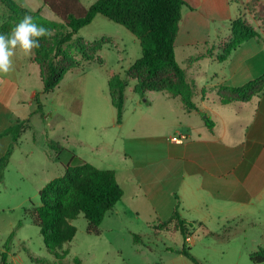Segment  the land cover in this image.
Here are the masks:
<instances>
[{"label": "rangeland", "instance_id": "1", "mask_svg": "<svg viewBox=\"0 0 264 264\" xmlns=\"http://www.w3.org/2000/svg\"><path fill=\"white\" fill-rule=\"evenodd\" d=\"M96 1L80 0L85 8ZM18 2L30 11L43 6V0ZM233 6L239 15L249 20L248 23L263 29L261 45L264 56V3L255 0L248 5L234 3ZM43 15L58 23L59 27L53 34L63 29L62 21L49 9L44 8ZM9 17L10 12L0 3V33H8L15 26ZM56 37L57 34L52 35L42 43L52 46ZM80 39L86 43L109 39L111 43L102 46L94 61L85 62L77 52L76 45ZM65 49L80 59L82 66L69 72L61 85L50 93H43L39 76L30 78L28 88L38 89L43 110L31 119L32 128L22 134L21 145L5 169L4 180H0V253L4 251L9 236L15 233L7 264L56 261L47 252L41 231L28 213L34 206L41 205L40 191L50 181L62 177L66 166H76L81 161L98 169L115 171L125 194L106 214L99 227L100 236L88 234V221L84 215L72 222L77 234L61 250L62 254L69 253L65 261L67 264H76V258L81 264H192L177 253L183 245L190 248L202 264H254L250 254L255 251L254 245L258 236L264 233L263 228L246 220L226 224L214 222L205 225L214 234L211 235L200 228L199 223L185 216L183 222L195 225L190 240L185 242L178 228L170 227L167 232L155 233L153 227L158 226L159 220L165 219L168 214L160 215V219L143 201L140 204L139 201L138 204L133 202L134 175L128 168L133 159L130 156L126 159L125 150L127 147L133 155V146L137 141H126L161 132L160 125H176L178 117L161 114L156 109L155 104L159 105L157 98H163L161 93L151 92L142 96L134 92L136 81L131 77L136 74L130 71V67L142 56L139 40L122 25L98 15ZM61 60L63 66L70 64V61ZM29 68L39 70L34 64ZM258 72L254 69V73ZM117 74L128 81L124 127L117 123V109L112 104L109 91V80ZM148 96L152 99L153 108L145 102ZM40 114L46 117L42 119ZM175 135L177 133L171 137ZM50 141L64 149H50ZM135 234L144 241L135 243Z\"/></svg>", "mask_w": 264, "mask_h": 264}, {"label": "crops", "instance_id": "2", "mask_svg": "<svg viewBox=\"0 0 264 264\" xmlns=\"http://www.w3.org/2000/svg\"><path fill=\"white\" fill-rule=\"evenodd\" d=\"M184 1L187 6L182 9L175 53L188 81L196 86L198 110L188 111L180 98L167 92H145L161 93L163 98H157L156 109L178 117L176 125H160L161 132L126 141H137L133 155L127 147L125 150L126 159H133L128 167L135 182L131 198L134 203L143 201L158 216L168 214L163 221L172 216L179 203L181 219L188 216L209 234L205 225L214 222L246 220L264 229V90L247 102L227 105L220 102L218 92L220 86H242L264 74L263 29L256 24L253 26L260 32V40L247 41L224 62L218 60L232 39V22L241 16L233 4L248 5L255 0ZM44 8L43 2L32 12ZM31 57L18 55L14 71L0 76V159L14 139L5 132L25 122L8 164L21 145L22 134L32 128L31 119L39 113L38 89L28 87L32 76L41 79V71L39 67L27 69L33 65ZM254 69L259 72L254 73ZM151 101L150 96L145 100L150 105ZM206 117L214 122L213 130L208 128ZM124 125L122 120L119 126ZM178 132L188 134L185 143L171 142V136ZM255 244V251L264 248V233Z\"/></svg>", "mask_w": 264, "mask_h": 264}, {"label": "trees", "instance_id": "3", "mask_svg": "<svg viewBox=\"0 0 264 264\" xmlns=\"http://www.w3.org/2000/svg\"><path fill=\"white\" fill-rule=\"evenodd\" d=\"M44 7L55 14L63 23V29L53 34L55 43L34 50L31 62L41 71L43 93L53 92L62 82L64 76L71 70L82 66V61H94L102 46L110 44L109 39H102L93 43L78 40L77 52L82 61L72 56L65 49L73 42L78 33L89 26L98 15H102L116 24L122 25L130 31L140 42L142 56L130 67L136 75L131 77L136 81L135 93L144 95L146 91L167 92L178 97L188 111L198 110L194 97L196 86L187 79L185 71L177 61L175 53L176 38L182 21V9L187 6L184 0H97L89 8H85L80 0H43ZM10 12L9 20L15 25L24 15H31L35 22L43 24L57 31L58 23L43 15V9L32 12L18 3L17 0H0ZM232 39L226 46L224 54L218 57L224 62L245 42L252 39H261L260 32L243 15L232 22ZM70 61L63 66L62 60ZM100 62V60H99ZM128 81L120 74L109 80V91L112 104L117 109V123L121 124L124 115L125 93ZM264 90V74L242 86H220L218 88L220 102L224 105L237 101L247 102ZM38 111L43 105L36 96ZM43 117L45 115H42ZM210 130L214 122L210 117L205 118ZM25 122L10 128L6 134L13 135V144L7 153L0 159V180H4V172L13 153L18 137ZM50 149H64L59 144L48 142ZM124 191L120 186L116 172L102 170L92 164L81 161L76 166H66L65 173L50 181L40 191V206H34L29 212L33 223L39 227L44 239L47 252L55 258V262L37 260L38 264H67L69 253L62 254L61 250L66 243L73 241L77 228L73 221L84 215L88 221V234L100 236L99 227L106 214L111 211L123 197ZM21 225V224H20ZM194 224L183 222L179 212V203L175 205L172 216L167 221L159 220L158 226L153 227L156 234L167 232L170 227L178 228V232L188 242L194 231ZM214 235L213 233H210ZM15 233L7 239L4 251L0 253V264H7L8 254ZM135 243L142 242L139 235H134ZM193 264H202L186 245L177 251ZM254 264H264V248L259 247L250 254ZM76 264H81L75 259Z\"/></svg>", "mask_w": 264, "mask_h": 264}, {"label": "clouds", "instance_id": "4", "mask_svg": "<svg viewBox=\"0 0 264 264\" xmlns=\"http://www.w3.org/2000/svg\"><path fill=\"white\" fill-rule=\"evenodd\" d=\"M52 35L51 29L35 22L31 15H24L10 32L0 33V76L14 71L18 55L31 57L41 47V39Z\"/></svg>", "mask_w": 264, "mask_h": 264}, {"label": "built area", "instance_id": "5", "mask_svg": "<svg viewBox=\"0 0 264 264\" xmlns=\"http://www.w3.org/2000/svg\"><path fill=\"white\" fill-rule=\"evenodd\" d=\"M189 136L186 133L179 132L177 135L173 136L170 138L171 142L176 143V144H183L188 140ZM190 238H188V241Z\"/></svg>", "mask_w": 264, "mask_h": 264}]
</instances>
